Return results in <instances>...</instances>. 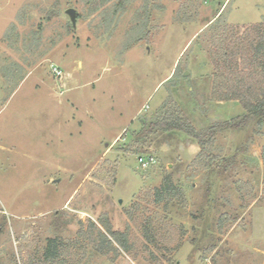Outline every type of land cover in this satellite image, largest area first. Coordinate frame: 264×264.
<instances>
[{"label": "rangeland", "instance_id": "1", "mask_svg": "<svg viewBox=\"0 0 264 264\" xmlns=\"http://www.w3.org/2000/svg\"><path fill=\"white\" fill-rule=\"evenodd\" d=\"M213 16L264 22V0H0V264H49L52 237L71 243L64 264H264V128L219 132L210 169L186 132L140 133L244 113L211 98ZM168 174L184 198L155 203ZM99 220L128 251L96 252Z\"/></svg>", "mask_w": 264, "mask_h": 264}, {"label": "trees", "instance_id": "2", "mask_svg": "<svg viewBox=\"0 0 264 264\" xmlns=\"http://www.w3.org/2000/svg\"><path fill=\"white\" fill-rule=\"evenodd\" d=\"M217 18L209 21L201 31L206 35L207 50L213 65L212 73V100L238 101L244 113L230 120L216 121L203 130H197L180 112L165 114L158 120L144 122L140 133L149 134L158 129L182 130L195 139L199 151L195 156V164H203L210 169L213 158H209L210 151L205 150L209 143L214 142L216 135L225 130H238L253 123L264 128V22L252 23L246 26L233 24L220 25ZM169 113V112H168ZM264 162V146L262 148ZM193 159V160H194ZM181 185L173 182L170 174L165 175L161 184L154 188V202L159 203L166 197L184 198ZM103 229L90 222L91 232L96 230L94 248L100 254H108L110 251L117 252L113 241L123 251H128L127 233L112 229L108 220L98 221ZM2 224L0 223V230ZM86 233L88 235L92 233ZM78 235L85 233L80 229ZM146 233V237L149 234ZM63 239L47 238L42 252L43 263L64 264L66 249L70 247Z\"/></svg>", "mask_w": 264, "mask_h": 264}, {"label": "built area", "instance_id": "3", "mask_svg": "<svg viewBox=\"0 0 264 264\" xmlns=\"http://www.w3.org/2000/svg\"><path fill=\"white\" fill-rule=\"evenodd\" d=\"M49 68H50V71L52 72V74L55 77L60 78L62 76L61 70L55 64L50 63ZM138 162H139V164H140L141 167H144L145 168L149 164L154 163L155 162V159L152 156H147V157L139 156L138 157Z\"/></svg>", "mask_w": 264, "mask_h": 264}, {"label": "crops", "instance_id": "4", "mask_svg": "<svg viewBox=\"0 0 264 264\" xmlns=\"http://www.w3.org/2000/svg\"><path fill=\"white\" fill-rule=\"evenodd\" d=\"M217 14H218V13H216L215 16H216ZM215 16H213V18H211L210 21H212V20L214 19ZM208 23H209V21H208L206 24H208ZM206 24H205L203 27H205ZM203 27H202V28H203ZM202 28H201V29H202ZM201 29H200V30H201ZM169 75H170V74H169ZM167 77H169V76H167ZM211 87H212V76H211ZM218 102H219V101H218ZM191 145H192V146H191V151H192V152H191V153H192L191 158H192V157H194V156L196 155V153H198V151H199V146H198L197 143H194V144L192 143Z\"/></svg>", "mask_w": 264, "mask_h": 264}]
</instances>
